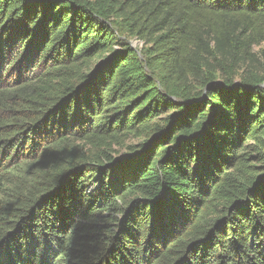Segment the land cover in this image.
I'll use <instances>...</instances> for the list:
<instances>
[{
  "label": "trees",
  "instance_id": "trees-1",
  "mask_svg": "<svg viewBox=\"0 0 264 264\" xmlns=\"http://www.w3.org/2000/svg\"><path fill=\"white\" fill-rule=\"evenodd\" d=\"M263 43L264 0H0V264H264Z\"/></svg>",
  "mask_w": 264,
  "mask_h": 264
},
{
  "label": "rangeland",
  "instance_id": "rangeland-1",
  "mask_svg": "<svg viewBox=\"0 0 264 264\" xmlns=\"http://www.w3.org/2000/svg\"><path fill=\"white\" fill-rule=\"evenodd\" d=\"M131 45L134 48L141 47V43H138V41L134 40L131 42ZM253 53L256 55L258 64L261 65L260 67L264 69V43L254 48ZM12 176L13 174L0 172V199L4 196L5 193H7V187L9 186L10 182L14 181Z\"/></svg>",
  "mask_w": 264,
  "mask_h": 264
}]
</instances>
